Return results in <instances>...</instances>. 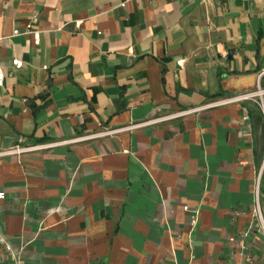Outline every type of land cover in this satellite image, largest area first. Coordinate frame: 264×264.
I'll return each mask as SVG.
<instances>
[{"label":"crops","instance_id":"0c3cea01","mask_svg":"<svg viewBox=\"0 0 264 264\" xmlns=\"http://www.w3.org/2000/svg\"><path fill=\"white\" fill-rule=\"evenodd\" d=\"M0 37V151L93 135L0 157V264H264V117L207 107L264 87V0H0Z\"/></svg>","mask_w":264,"mask_h":264},{"label":"built area","instance_id":"2783aa9c","mask_svg":"<svg viewBox=\"0 0 264 264\" xmlns=\"http://www.w3.org/2000/svg\"><path fill=\"white\" fill-rule=\"evenodd\" d=\"M34 18H36V16H34ZM27 31L33 35V39H34L35 44H37V45L40 44L41 32L33 29L32 24L27 25ZM19 34H20L19 30L14 31V35H19ZM4 39L5 38L0 37V42H2ZM23 65H24V62L20 59L15 58L12 60V66L14 68L19 69V68H22ZM47 68H48V66H44V69H47ZM4 78H5V74H4L3 68L0 67V87L3 86ZM244 101L253 102L255 105H257V107L259 108V110L261 111V113L264 117V87H262L261 85H259L257 87V89H255L254 91H248V92L237 94V95H235L231 98H228L222 102L209 104V105H207V107L212 106V105H224V104H231V103L244 102ZM199 109L200 108H190L187 110L180 111L176 114H172V115L161 117V118H156L154 120H151L149 123H160V122L168 121L171 119L183 117V116L189 115L191 113H195ZM112 133H113L112 130H106V131H104L98 135H110ZM91 137H93V135L82 137V138L71 139V140L58 142V143L44 144V145L15 146V147H12L8 150L0 151V157L20 156V155H23L24 153H27V152H32V151H36V150H40V149H47V148H51V147H54V146H57L60 144H68V143L78 142L80 140H85V139H88ZM263 184H264V159L262 161L259 172H258L256 179H255V182H254V189H253L254 206H253V210H252L254 219L258 222V224L262 228H264V207L262 204V198H263L262 187H263ZM3 198H5V193L3 191H0V200ZM184 209L187 211L190 210L189 207H185Z\"/></svg>","mask_w":264,"mask_h":264},{"label":"rangeland","instance_id":"374dc122","mask_svg":"<svg viewBox=\"0 0 264 264\" xmlns=\"http://www.w3.org/2000/svg\"><path fill=\"white\" fill-rule=\"evenodd\" d=\"M251 228L255 236L260 239L261 244L264 246V228H262L255 219L251 223Z\"/></svg>","mask_w":264,"mask_h":264}]
</instances>
